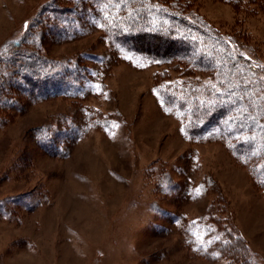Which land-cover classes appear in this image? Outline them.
Here are the masks:
<instances>
[{"label": "rangeland", "instance_id": "rangeland-1", "mask_svg": "<svg viewBox=\"0 0 264 264\" xmlns=\"http://www.w3.org/2000/svg\"><path fill=\"white\" fill-rule=\"evenodd\" d=\"M45 1L0 0V55ZM186 1L264 68L260 0ZM84 28L45 44L75 57L88 77L80 88L36 101L6 92L20 107L0 110V264H231L208 243L211 222L264 264V193L248 171L219 141L190 142L162 111L152 90L162 67ZM35 128L53 133L50 152Z\"/></svg>", "mask_w": 264, "mask_h": 264}, {"label": "trees", "instance_id": "trees-1", "mask_svg": "<svg viewBox=\"0 0 264 264\" xmlns=\"http://www.w3.org/2000/svg\"><path fill=\"white\" fill-rule=\"evenodd\" d=\"M187 5L186 0H46L0 55V110L20 107L9 91L36 101L80 88L78 75L88 77L75 57H54L45 44L83 35L77 34L82 26L98 29L111 49L129 52L140 65L162 67L152 87L162 111L178 120L190 142L222 143L264 193V68L237 47L233 34ZM89 112L90 125L101 127L103 119ZM40 129L35 138L49 151L53 133L45 139ZM207 229L218 258L257 264L231 228L211 222Z\"/></svg>", "mask_w": 264, "mask_h": 264}, {"label": "bare ground", "instance_id": "bare-ground-1", "mask_svg": "<svg viewBox=\"0 0 264 264\" xmlns=\"http://www.w3.org/2000/svg\"><path fill=\"white\" fill-rule=\"evenodd\" d=\"M242 167V166H241Z\"/></svg>", "mask_w": 264, "mask_h": 264}]
</instances>
